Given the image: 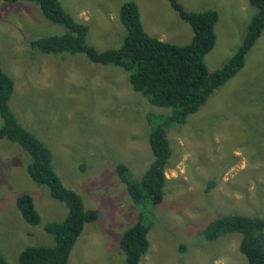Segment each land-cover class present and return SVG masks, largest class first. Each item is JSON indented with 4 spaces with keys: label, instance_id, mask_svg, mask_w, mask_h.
I'll use <instances>...</instances> for the list:
<instances>
[{
    "label": "rangeland",
    "instance_id": "1",
    "mask_svg": "<svg viewBox=\"0 0 264 264\" xmlns=\"http://www.w3.org/2000/svg\"><path fill=\"white\" fill-rule=\"evenodd\" d=\"M125 1L61 0L75 21L88 26L87 41L99 51L120 46L125 31L118 10ZM133 1L151 36L176 44L190 40V26L167 0ZM178 1L187 11L220 13L215 45L204 57L209 72L219 69L238 49L255 9L248 0ZM62 33L35 4L0 0L1 67L14 82L10 109L51 150L64 187L80 195L86 210L99 213L84 226L67 264H121L119 240L140 209L149 225V247L139 264H247L238 250L239 233L206 241L202 230L226 214L264 220V30L240 72L183 125L167 128L172 156L163 201L156 206L133 204L115 167L123 164L132 179L141 177L152 161L148 135L170 110L135 92L120 68L91 64L81 54L45 55L29 45ZM28 162L17 144L0 139V252L8 264H19L27 247L52 246L42 226L67 214L47 186L29 178ZM21 194L33 200L39 225L21 216L15 203Z\"/></svg>",
    "mask_w": 264,
    "mask_h": 264
},
{
    "label": "trees",
    "instance_id": "2",
    "mask_svg": "<svg viewBox=\"0 0 264 264\" xmlns=\"http://www.w3.org/2000/svg\"><path fill=\"white\" fill-rule=\"evenodd\" d=\"M1 1L33 3L45 19L64 28L61 35L31 40L29 45L32 50L45 55L81 54L91 64L120 68L127 72L128 82L135 92L151 105L170 110V115L163 117L148 135L152 161L141 177L132 179L123 164L115 167L130 200L137 206H144V202L156 206L163 201L165 170L172 156L167 128L183 125L186 118L195 114L218 88L240 72L245 56L264 30V0H248L255 13L248 21L241 44L222 67L209 72L204 57L215 45L214 25L220 17L217 11L191 12L184 9L178 0H167L169 7L192 31L187 43L176 44L161 41L146 32L138 5L133 0H127L118 10V20L125 31L120 46L99 51L87 41L88 26L75 21L64 9L61 0ZM13 89V79L2 69L0 61V139L15 143L24 151L29 158L26 164L29 178L38 185L47 186L49 196L64 203L67 208L62 221L42 226L43 231L52 236L54 244L23 249L18 255V263L67 264L84 226L95 223L99 213L93 209L86 210L80 195L64 187L52 168L51 150L19 123L9 106ZM213 186V181L208 182L206 188L209 190ZM15 203L26 223L32 226L40 224L41 218L29 195L21 194ZM148 231L146 214L140 209L136 221L119 240V249L124 254L121 264L140 263L149 247ZM231 233L240 234L238 250L247 264H264V220L261 217L226 214L210 221L202 230L206 241ZM0 264H8L1 252Z\"/></svg>",
    "mask_w": 264,
    "mask_h": 264
},
{
    "label": "crops",
    "instance_id": "3",
    "mask_svg": "<svg viewBox=\"0 0 264 264\" xmlns=\"http://www.w3.org/2000/svg\"><path fill=\"white\" fill-rule=\"evenodd\" d=\"M220 17H221V15H220Z\"/></svg>",
    "mask_w": 264,
    "mask_h": 264
}]
</instances>
